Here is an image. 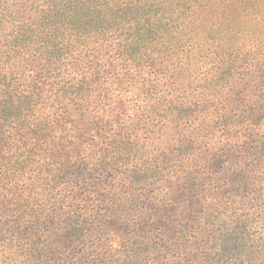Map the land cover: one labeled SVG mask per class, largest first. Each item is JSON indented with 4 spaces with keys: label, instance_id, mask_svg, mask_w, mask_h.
I'll list each match as a JSON object with an SVG mask.
<instances>
[{
    "label": "trees",
    "instance_id": "16d2710c",
    "mask_svg": "<svg viewBox=\"0 0 264 264\" xmlns=\"http://www.w3.org/2000/svg\"><path fill=\"white\" fill-rule=\"evenodd\" d=\"M222 6V0H0V240L10 239L26 264H201L208 252L217 262L238 256L243 226L209 244L193 239L195 250L183 251L182 262L163 255L169 250L163 236L176 233L167 216L191 205L186 190L201 181H213L222 196L264 199L257 190L264 178V92L229 122L217 109L235 94L227 84L232 66L217 63L210 77L209 69L198 71L235 30ZM113 61L124 66L125 79L98 92ZM135 64L150 74L138 89ZM160 78L167 92L157 88ZM203 82L230 96L202 94ZM127 90L131 98L123 99ZM111 92L121 108L123 100L140 106L154 100L146 109L159 124L171 119L177 139L168 153L177 156L139 147L123 115L112 114L123 120L118 126L101 118L98 100ZM230 141L240 151L237 166L230 165ZM168 170L174 191L162 201L147 183ZM117 236L118 246L103 248ZM91 245L97 249L90 253Z\"/></svg>",
    "mask_w": 264,
    "mask_h": 264
},
{
    "label": "rangeland",
    "instance_id": "374dc122",
    "mask_svg": "<svg viewBox=\"0 0 264 264\" xmlns=\"http://www.w3.org/2000/svg\"><path fill=\"white\" fill-rule=\"evenodd\" d=\"M222 1V11L225 15L230 14V18L233 20L232 26L230 27L235 29L234 32H227L226 41L230 42V38H228L229 35L236 38L230 43L224 42L223 49H220L221 52L216 51L214 54H210L211 56L204 58L198 71L204 68L209 69L210 77L213 72L212 68L214 65H217V63L222 65L224 61H228V65L232 66L227 84L229 85V89H231L230 91H234L233 93H235L234 96H231V101L233 100L232 97L235 99L234 106H230L231 101H227L220 104V107L224 105V108L217 110H219L221 116L229 119V122H234L236 119L238 120L236 116L240 113V110L244 108V105L249 103L251 99L256 97L259 93L264 92V0ZM215 10L216 8H210L207 11L214 12ZM235 32H237V35H235ZM105 43L117 45V43L109 41L100 42V45ZM100 51L102 54H106V51L101 48ZM113 62L115 63L113 66H109L110 62L108 66L105 65L111 76H108L107 79L100 84V90L98 92H102L104 88H108L111 85L110 82L112 79H125L123 77L126 73L124 66L119 63L120 61ZM196 67L197 66H195V68ZM131 69L132 71L135 70L137 73L135 83L138 89L139 85L142 83V79H149L150 74L146 70L143 72L136 64L131 66ZM139 75H141L142 78ZM151 79H153V77H151ZM124 82L127 85V89H129L128 81ZM119 85L120 83L115 82L114 88H117ZM156 85H158L157 88L162 92H167V87L164 86V78H160ZM194 85H196V83H194ZM201 85H203L204 88L199 89V92L204 95L230 96L226 92L215 93L214 89L207 86L205 82L201 83ZM131 91L132 90H127L123 92V95L126 94L123 99L129 98L130 96L128 94ZM114 93L115 92L109 93V98L106 99H101L105 97L104 94L100 100L97 98L100 107H98L96 113H101L99 114L101 118L111 119L113 126H118L123 122L122 119L121 121L117 119V113L123 115V119L129 120L128 125H133L135 128L137 136H135L134 139H138L135 142H139V147L141 143H145L146 151L153 155L168 154V156H171L175 154L177 156L173 151V153H168V149L172 145V142L177 139L176 137H172L173 128L169 124L171 119L164 120L166 124H159L158 116L155 113L150 114V109H146L147 106L152 107V105L155 104L154 100L149 101L143 106H140L136 102L128 103L123 100L125 105L124 108H121V102L117 103L114 101L117 98V95ZM101 106H103L104 109H101ZM163 108L164 105L161 109ZM112 114L116 116L112 118ZM138 116H143L144 120L142 122H137L135 118ZM235 144L236 141H230L231 166H237L241 163L239 159L240 151L236 149ZM207 164L209 167H212L211 163ZM204 171L209 173L207 169ZM174 180V174L168 170V172H164L163 176L157 175V181L155 183L151 185L150 182L147 183V185L151 187L150 189L153 190L156 196L159 195V198H163V201L167 193L174 191L170 189V184L168 183V181ZM261 181L262 183H258L257 190L264 194V178L261 179ZM117 182L118 181H115L112 184L115 183L117 186ZM201 182L203 186L200 188L186 190V194L191 200V205L188 206V203L181 204L176 207L177 210H174L167 216V219H171L175 222L174 227L177 234L171 232V235L163 236L164 240H169L168 253H163V255H167L170 261L182 262L183 255L185 254L183 251L193 252L195 250L193 239L196 240L197 238V241L209 244L215 237H219L223 235V233H230L234 227L243 226L242 235L244 236L245 242L238 256L228 259L227 261L217 262L215 257L208 252L206 260H204V258L201 260L200 258L201 264H264V199L252 200L249 198H242L234 193L222 196L216 189L213 181ZM256 196H258V191ZM253 197H255V195H253ZM166 199L167 201L170 200L168 197H166ZM167 213L168 212H163L160 217H162V215L166 216ZM189 214L192 215V219L189 224H186ZM125 216L127 219L128 213H126ZM133 219L135 220V217H133ZM133 219H128V221L133 222ZM125 223L128 225L127 221ZM184 235L188 237L186 243H182ZM119 242L120 237H112L104 243L103 248L116 247L119 245ZM10 244L11 241L8 238H5L4 241L0 240V264H26V258L18 254L15 255V247ZM176 244L178 245V250L174 253L172 252L175 249L173 246ZM97 246L100 248L99 245ZM228 246L232 247L233 245L230 244ZM19 249H21V247ZM96 249V246L94 247L93 245L88 248L90 253ZM217 252L218 250L215 249L212 251V254L214 255Z\"/></svg>",
    "mask_w": 264,
    "mask_h": 264
}]
</instances>
